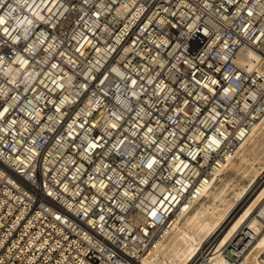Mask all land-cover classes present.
I'll use <instances>...</instances> for the list:
<instances>
[{
  "label": "built area",
  "instance_id": "1",
  "mask_svg": "<svg viewBox=\"0 0 264 264\" xmlns=\"http://www.w3.org/2000/svg\"><path fill=\"white\" fill-rule=\"evenodd\" d=\"M263 118L264 0H0V264H142Z\"/></svg>",
  "mask_w": 264,
  "mask_h": 264
},
{
  "label": "bare ground",
  "instance_id": "2",
  "mask_svg": "<svg viewBox=\"0 0 264 264\" xmlns=\"http://www.w3.org/2000/svg\"><path fill=\"white\" fill-rule=\"evenodd\" d=\"M248 56L257 59L254 54ZM262 157L264 118L237 154L222 165L220 174L203 189L202 198L194 203L192 211L175 217L172 234L159 242L142 264H189L208 247L213 254L207 258V264H232L222 254L228 242L244 226L252 234H258L264 226V175L255 168L263 165ZM236 174L243 176L242 184H237ZM244 201L247 203L242 206ZM262 255L264 233L241 264H264Z\"/></svg>",
  "mask_w": 264,
  "mask_h": 264
},
{
  "label": "rangeland",
  "instance_id": "3",
  "mask_svg": "<svg viewBox=\"0 0 264 264\" xmlns=\"http://www.w3.org/2000/svg\"><path fill=\"white\" fill-rule=\"evenodd\" d=\"M261 163L263 164V165H260V166H258V167H255L256 169H258V172H259V174L260 175H264V157H262V159H261ZM259 167H260V169H259ZM255 169V170H256ZM232 173V172H231ZM236 176H238L237 174L234 176V178H235V180H236V182H237V184H242L241 182H240V180L242 179V177L243 176H241V175H239L238 177H236ZM262 176H261V178H262ZM241 178V179H240ZM261 178H259L258 179V181L254 184V186H256V184L259 182V180L261 179ZM239 182V183H238ZM245 202V201H244ZM247 202H245V203H241V205L243 206V205H245Z\"/></svg>",
  "mask_w": 264,
  "mask_h": 264
}]
</instances>
